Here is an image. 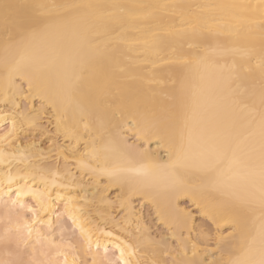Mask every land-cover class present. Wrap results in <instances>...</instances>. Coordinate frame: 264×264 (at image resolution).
Masks as SVG:
<instances>
[{
  "label": "bare ground",
  "instance_id": "6f19581e",
  "mask_svg": "<svg viewBox=\"0 0 264 264\" xmlns=\"http://www.w3.org/2000/svg\"><path fill=\"white\" fill-rule=\"evenodd\" d=\"M0 264H264V0H0Z\"/></svg>",
  "mask_w": 264,
  "mask_h": 264
},
{
  "label": "rangeland",
  "instance_id": "374dc122",
  "mask_svg": "<svg viewBox=\"0 0 264 264\" xmlns=\"http://www.w3.org/2000/svg\"><path fill=\"white\" fill-rule=\"evenodd\" d=\"M132 135H130L129 137H131ZM134 136H132L131 138H129L130 140L129 141H134L135 138H133ZM43 143H46V140L42 139ZM113 192L115 190H112ZM187 200H184L183 202H185L184 204L187 205V207H191L190 206V203L189 202H186ZM187 203V204H186ZM144 215H145V218H146V221L148 222V224H150V226H152V231H154L153 233L155 235H160V232L161 234H163V232L165 233V229L163 228V226H161L160 224H158L156 222V219H155V215L153 214V211L151 210V208L149 206H145L144 207ZM199 220V218H198ZM197 220V221H198Z\"/></svg>",
  "mask_w": 264,
  "mask_h": 264
}]
</instances>
